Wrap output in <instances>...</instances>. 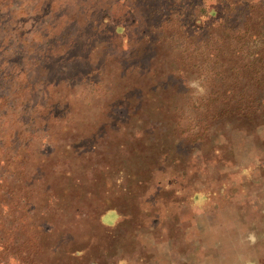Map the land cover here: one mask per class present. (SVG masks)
Returning <instances> with one entry per match:
<instances>
[{
    "label": "rangeland",
    "instance_id": "rangeland-1",
    "mask_svg": "<svg viewBox=\"0 0 264 264\" xmlns=\"http://www.w3.org/2000/svg\"><path fill=\"white\" fill-rule=\"evenodd\" d=\"M0 264H264V0H0Z\"/></svg>",
    "mask_w": 264,
    "mask_h": 264
}]
</instances>
